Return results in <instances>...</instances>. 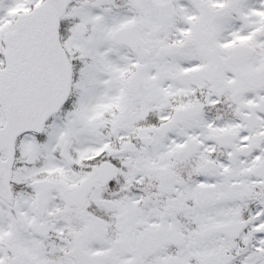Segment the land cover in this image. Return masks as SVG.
<instances>
[{"label":"snow or ice","instance_id":"obj_1","mask_svg":"<svg viewBox=\"0 0 264 264\" xmlns=\"http://www.w3.org/2000/svg\"><path fill=\"white\" fill-rule=\"evenodd\" d=\"M0 264H264V0H0Z\"/></svg>","mask_w":264,"mask_h":264}]
</instances>
